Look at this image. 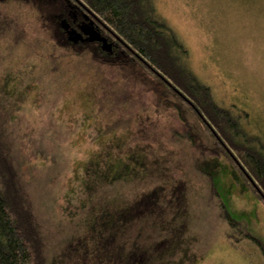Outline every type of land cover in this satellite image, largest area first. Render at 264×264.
<instances>
[{"label": "rangeland", "instance_id": "374dc122", "mask_svg": "<svg viewBox=\"0 0 264 264\" xmlns=\"http://www.w3.org/2000/svg\"><path fill=\"white\" fill-rule=\"evenodd\" d=\"M7 1L0 6L22 21L25 37L0 38V114L10 120V134L20 133L17 162L47 236V264H76L74 256L92 252L80 242L94 237L87 231L94 219L155 187L150 210L157 215L142 218L137 239L151 261L263 264L252 242L240 249L223 236L224 204L264 246V200L237 165L200 154L177 115L156 109L151 92L124 78L129 73L73 54L50 14L61 12L63 0ZM154 2L214 99L236 116L248 112L242 124L255 137L248 146L263 149L264 0ZM188 119L210 144L199 122Z\"/></svg>", "mask_w": 264, "mask_h": 264}, {"label": "trees", "instance_id": "16d2710c", "mask_svg": "<svg viewBox=\"0 0 264 264\" xmlns=\"http://www.w3.org/2000/svg\"><path fill=\"white\" fill-rule=\"evenodd\" d=\"M69 1L81 7L92 20L93 28L107 37L112 50V55L106 56L96 46L74 45L61 36L71 44L73 54H92L94 61L98 59L102 64L112 63L119 70L129 73L124 78L142 91L151 92L155 97L156 109H171L177 115L185 125L183 136L200 154L207 152L211 157L231 160L253 184L254 192L264 200V148L252 149L248 146V143L255 141V137L247 133L242 124L248 112L242 111L243 117H237L230 105L214 99L208 84L203 83L189 65L186 46L159 16L154 0ZM57 12L54 10L50 13L54 14V28L58 21ZM56 27L62 32L58 25ZM10 34L19 39L24 36L22 21L0 6V38ZM3 115L0 114V264H47L50 256L47 236L34 215L27 184L22 177L23 162H17L20 133L10 134L6 130L10 120ZM188 117L199 122L209 136L210 144L203 142ZM130 158L137 164L141 163L134 156ZM128 166L126 163L124 167ZM112 178L117 179L118 176ZM155 188L143 192L136 200L125 204L114 203V210L94 219L87 229L88 232H95L92 233L94 237L90 236V242L86 240V245L80 242L82 249L84 246L91 247L92 252L83 254L84 257L74 256L75 263L158 264L151 261L143 244L137 243V239L140 241L142 237L141 228L146 223L142 218L157 215L150 210V206L156 203L158 192ZM222 208L224 221L227 220L223 234L226 241L240 249L243 242H252L264 264L263 243L247 231L243 221L231 217L224 204ZM99 220L102 221L98 223ZM98 224L100 227H96ZM120 225L123 227L120 228ZM113 226V231H110ZM162 243L157 242L156 245Z\"/></svg>", "mask_w": 264, "mask_h": 264}, {"label": "flooded vegetation", "instance_id": "af4514ba", "mask_svg": "<svg viewBox=\"0 0 264 264\" xmlns=\"http://www.w3.org/2000/svg\"><path fill=\"white\" fill-rule=\"evenodd\" d=\"M4 1L6 0H0V2H4ZM63 3H64L63 5L64 11L62 10L56 16L58 17L57 25L64 33L65 39L69 43L74 45L96 46V48L100 52H102L103 46L99 42H93L90 39V35L84 33V29H86V27H90V28L93 27L92 20L88 17L86 13L83 12L81 7H79L77 4H74L69 0H63ZM69 31H71L73 34L72 35L69 34ZM100 35L104 37V39H106L107 42V37L103 36L102 33H100Z\"/></svg>", "mask_w": 264, "mask_h": 264}, {"label": "water", "instance_id": "95a60500", "mask_svg": "<svg viewBox=\"0 0 264 264\" xmlns=\"http://www.w3.org/2000/svg\"><path fill=\"white\" fill-rule=\"evenodd\" d=\"M84 33H87L90 35V39L93 41V42H101L102 46H103V49L105 51H108L110 50V44H108V42H106V39H104V37H102L100 35V33L98 31H96L95 29L90 28V27H86V29H84ZM69 34H73L71 31H69Z\"/></svg>", "mask_w": 264, "mask_h": 264}, {"label": "bare ground", "instance_id": "6f19581e", "mask_svg": "<svg viewBox=\"0 0 264 264\" xmlns=\"http://www.w3.org/2000/svg\"><path fill=\"white\" fill-rule=\"evenodd\" d=\"M107 54H111V49L110 50H108V51H105Z\"/></svg>", "mask_w": 264, "mask_h": 264}]
</instances>
